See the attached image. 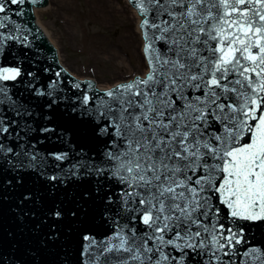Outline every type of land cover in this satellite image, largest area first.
<instances>
[{"label": "snow or ice", "instance_id": "snow-or-ice-1", "mask_svg": "<svg viewBox=\"0 0 264 264\" xmlns=\"http://www.w3.org/2000/svg\"><path fill=\"white\" fill-rule=\"evenodd\" d=\"M0 0V264H264V0H128L143 70L106 87Z\"/></svg>", "mask_w": 264, "mask_h": 264}, {"label": "rangeland", "instance_id": "rangeland-1", "mask_svg": "<svg viewBox=\"0 0 264 264\" xmlns=\"http://www.w3.org/2000/svg\"><path fill=\"white\" fill-rule=\"evenodd\" d=\"M70 1L66 16L69 28L60 19L61 15L56 18L46 11L36 16L42 30L55 42L61 63L69 72L79 78L93 79L97 86L103 87L143 70L142 66L137 67L138 58L135 55L138 53L141 56V53L133 32L135 22L125 0H113L117 14L102 15L96 10L94 19L82 18L90 0ZM47 5L50 6L49 3ZM131 32L135 42L128 37ZM109 45L116 52V57L104 50Z\"/></svg>", "mask_w": 264, "mask_h": 264}, {"label": "bare ground", "instance_id": "bare-ground-1", "mask_svg": "<svg viewBox=\"0 0 264 264\" xmlns=\"http://www.w3.org/2000/svg\"><path fill=\"white\" fill-rule=\"evenodd\" d=\"M125 2L127 3L126 5H128V0H125ZM47 3H49V7H40V8H36L34 7L33 9V15L35 17V21L37 22L36 20V16L41 13V12H46L52 16H55L56 18H59V16L61 15L62 17L60 19H62V21L66 24V26L69 28V20L66 18L67 16V12H69L70 10V3L71 1L70 0H47ZM96 10L98 12H100L102 15H104V13L107 15L109 14H117L116 12L118 11L117 10V7L116 5L113 3V0H90V4L87 6V9L86 11L83 13V16L82 18L84 19H94L95 18V14H96ZM132 14V12H131ZM98 15V14H97ZM132 20L135 22V17L134 15L132 14ZM39 22H37V25L40 27L41 24L39 25L38 24ZM68 31V30H66ZM133 32L137 38V35H136V32H135V29H133ZM46 35V38L47 40L54 46V48H56V44L53 40H51V37L47 34ZM129 39H131L133 36H132V32H131V35H128ZM133 41L135 42V39L132 38ZM138 39V38H137ZM139 44V43H138ZM139 46V45H138ZM111 45L109 46H106L104 47V50L107 49V52L110 54V56L112 57H116V52H114V50H111L112 48ZM134 49H135V46H134ZM56 50V56H58V58L60 59V54H59V51H58V48L55 49ZM136 52V50H135ZM137 53V52H136ZM137 58H138V62H137V67L140 68V66L143 67V61L141 59L140 61V58L142 56H139V54L137 53V55H135ZM61 61V59H60ZM141 64V65H140ZM64 66V65H63ZM65 67V66H64ZM83 80V78H80ZM109 84L107 85H103V87H106L108 86ZM102 86V85H101ZM101 86H98V87H101ZM101 87V88H103Z\"/></svg>", "mask_w": 264, "mask_h": 264}, {"label": "water", "instance_id": "water-1", "mask_svg": "<svg viewBox=\"0 0 264 264\" xmlns=\"http://www.w3.org/2000/svg\"><path fill=\"white\" fill-rule=\"evenodd\" d=\"M40 8V7H39ZM45 39H46V47H48V48H51L52 49V52H51V54L52 55H56V51L54 50L55 48L53 47V45L47 40V38H46V35H45ZM85 79H88V78H85ZM93 80V79H92ZM94 81V80H93Z\"/></svg>", "mask_w": 264, "mask_h": 264}]
</instances>
